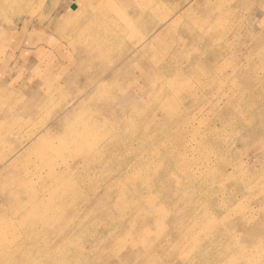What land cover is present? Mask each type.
Segmentation results:
<instances>
[{
    "label": "rangeland",
    "instance_id": "obj_1",
    "mask_svg": "<svg viewBox=\"0 0 264 264\" xmlns=\"http://www.w3.org/2000/svg\"><path fill=\"white\" fill-rule=\"evenodd\" d=\"M75 1L0 0V107L38 102L19 116V139L43 132L82 94L90 102L75 115L91 127L84 150L72 144L20 162L33 163L30 188L46 201L39 218L25 220L21 206L0 219V249L20 246L0 264H264V0H79L78 10ZM144 41L165 63L176 58L165 80L186 78L188 89L124 83L97 91L100 71ZM15 144L5 139L0 155ZM154 148L158 155L120 180L128 154ZM59 171L69 177L52 176ZM114 180L136 193L103 195Z\"/></svg>",
    "mask_w": 264,
    "mask_h": 264
},
{
    "label": "bare ground",
    "instance_id": "obj_2",
    "mask_svg": "<svg viewBox=\"0 0 264 264\" xmlns=\"http://www.w3.org/2000/svg\"><path fill=\"white\" fill-rule=\"evenodd\" d=\"M82 3V2H81ZM76 4V9L78 10L79 8V0H76L74 2ZM105 5V4H104ZM121 6V5H120ZM83 5L81 6V8ZM9 10H11L8 7ZM81 10V9H80ZM110 10V9H109ZM111 11V10H110ZM149 11V10H148ZM74 12V11H73ZM113 13V12H112ZM2 14V13H1ZM192 14V13H191ZM3 15V14H2ZM142 16V15H141ZM4 17V16H2ZM88 17V16H87ZM119 20V19H118ZM135 22V20H134ZM80 25V24H79ZM85 26V25H84ZM126 26V24H125ZM211 26V24H210ZM77 27V26H76ZM78 28V27H77ZM93 28V26H92ZM96 28V27H95ZM94 28V29H95ZM130 30V29H129ZM156 33V32H155ZM219 34V33H218ZM217 36V35H216ZM107 37V36H106ZM127 37V36H126ZM74 38V37H73ZM216 38V37H215ZM257 38V37H256ZM72 39V38H71ZM73 40V39H72ZM217 40V39H216ZM213 41V40H212ZM71 42V40H69ZM145 42V41H144ZM143 42V43H144ZM76 43V42H75ZM142 43V48H140L137 51H134L131 53L129 56L125 57L116 67H112L109 69H104L101 72V76L97 78L95 81L96 85V90L101 91L104 89H107L112 86H119L120 84L124 83H136L138 84L141 88L140 89H148L151 91H157V89L160 87H164L163 84L167 83L170 88L175 89H182L187 90L188 89V84H186V78H183V83H177V82H172V81H166L165 80V75L170 71L171 65L175 64L177 62L174 58L170 59L167 63L161 59V56H157V53L155 54H150L151 52L154 51L153 45H151V42H145L144 44ZM178 43V42H177ZM180 43V42H179ZM198 46V45H197ZM216 46V45H214ZM74 47V46H72ZM139 47V46H138ZM217 47V46H216ZM176 49V48H175ZM174 49V50H175ZM209 49V48H208ZM170 50V49H169ZM211 50V49H210ZM190 51V50H189ZM186 52V51H185ZM189 53V52H188ZM193 53V52H192ZM208 53V52H207ZM262 53V52H261ZM119 54V53H118ZM175 54V53H174ZM212 54V53H211ZM218 54V53H217ZM216 54V55H217ZM172 55V54H171ZM190 55V54H189ZM192 55V54H191ZM203 55V54H202ZM240 55V54H239ZM120 56V55H119ZM215 56V54H213ZM172 57H175L174 55ZM188 57V56H187ZM192 57V56H191ZM116 58V57H115ZM221 58V56H220ZM186 59V58H185ZM189 59V58H188ZM187 59V60H188ZM184 61V60H183ZM218 61V60H217ZM220 61V60H219ZM41 62V61H40ZM182 62V61H181ZM218 63V62H217ZM219 64V63H218ZM217 64V65H218ZM50 65V64H49ZM54 65V64H53ZM78 66V65H77ZM169 66V67H168ZM44 67V66H43ZM47 67V66H46ZM54 67V66H53ZM80 67V66H79ZM215 67V66H214ZM52 69V68H51ZM54 70V69H53ZM85 70V69H83ZM240 70V69H239ZM238 70V71H239ZM50 71V70H49ZM137 71V73H135ZM230 71V70H229ZM51 72V71H50ZM48 74V73H47ZM51 74V73H50ZM202 74V73H201ZM258 75V74H257ZM263 75V74H261ZM191 76V75H190ZM204 76V75H203ZM260 76V74H259ZM257 76V78L259 77ZM255 77V76H254ZM28 78V77H27ZM196 78V77H195ZM194 78V80H195ZM233 78V77H232ZM263 78V77H262ZM261 79V78H259ZM175 81V80H173ZM225 81V80H224ZM260 82V81H259ZM264 82V81H263ZM262 82V83H263ZM258 83V82H257ZM199 85V84H198ZM197 85V86H198ZM196 87V86H195ZM260 88V87H259ZM91 90V89H90ZM161 90V89H160ZM10 91V90H9ZM260 91V90H259ZM89 92V91H88ZM87 92V93H88ZM208 92V90H207ZM155 95L158 94V92H154ZM171 93V92H170ZM206 93V92H205ZM215 93V92H214ZM86 94V93H85ZM96 94V93H95ZM176 94V93H175ZM84 94L80 95L77 101L71 105L69 108H65L64 110H59L60 111V117H57V119L54 121V123L51 126H48L44 129V131L39 132L37 134H30L26 136L24 139H19V136L17 135L18 131V121L22 117L19 116H26L30 113H34L35 110H37L38 107V102L36 101H28L24 103V108L23 109H15L17 106H11V104H2L0 107V119H4L3 121V126L0 129V147L4 144L5 139L6 141L9 139V141L14 140L16 143L15 146L10 147V150L8 152L3 153V155H0V219L5 217V216H10L12 218L13 214L17 212H20L21 206H22V211L25 212V220L26 218L29 219L32 216L39 218L37 208L43 206V203L46 201L44 198H41L37 191H33L30 187L33 183V178L31 176L32 171L30 170L31 164H33L31 161H28V163L24 164L23 166L20 167V162L26 161L27 160V155L30 152H37L39 155H41L44 159H49L50 157L48 156L49 153L55 152L59 153L58 151H61L66 148H70V146L73 144H76L75 146L77 147L78 150L85 149L83 146L84 144L88 143V137L84 134V131H87L91 129L89 127L90 121H86L84 118H81L79 116H76V109L78 107H85L88 105L87 99L90 98L89 96L85 98L83 96ZM103 95V94H102ZM215 95V94H214ZM16 96V95H15ZM37 98H41V95H34ZM249 96V95H248ZM260 96V95H258ZM94 97V96H93ZM92 97V98H93ZM99 98H102L100 96V93L98 95ZM105 97V95H104ZM98 99V98H97ZM150 99V98H149ZM158 99V98H157ZM251 99V98H250ZM257 99V98H256ZM262 99V98H261ZM43 100V99H42ZM99 100V99H98ZM104 100V99H103ZM154 100V99H153ZM109 101V100H108ZM149 101V100H148ZM206 101V100H205ZM248 101V99H247ZM252 101V100H251ZM260 101V100H259ZM94 102V101H92ZM100 102V101H99ZM97 102V103H99ZM111 102V101H110ZM246 102V101H245ZM101 103V102H100ZM209 103V102H208ZM213 103V102H212ZM248 103V102H247ZM256 103V102H255ZM207 104V103H206ZM251 104V103H250ZM211 105V104H210ZM120 106V105H119ZM133 106V105H132ZM146 106V105H145ZM163 111L167 114H170L169 111V106L167 103H163ZM237 106V105H236ZM249 106V105H248ZM20 107V106H19ZM108 107V112L107 115L111 117V119H114V121H117L118 123L121 124H126L128 117H126L125 113L119 112L118 110ZM21 108V107H20ZM130 108V107H129ZM149 108V107H148ZM249 109V108H248ZM260 109V108H258ZM263 109V108H262ZM124 110V109H123ZM241 110V109H240ZM250 110V109H249ZM125 111V110H124ZM146 110H144L145 112ZM254 111V110H253ZM252 111V112H253ZM258 111V110H256ZM80 112V111H79ZM131 112V110H130ZM160 112V111H159ZM244 112V111H243ZM242 112V113H243ZM132 113V112H131ZM143 113V112H142ZM141 113V115H142ZM196 113V112H195ZM248 113V111L246 112ZM254 113V112H253ZM241 114V113H240ZM145 115V114H144ZM246 115V114H244ZM250 115V114H249ZM255 115V114H254ZM257 115V114H256ZM29 116V115H28ZM98 116V115H97ZM170 116V115H169ZM238 116V115H237ZM243 116V115H242ZM252 115H250L251 117ZM96 117V116H95ZM247 117V116H246ZM140 118V117H139ZM199 118V117H198ZM197 118V120H198ZM249 118V117H248ZM242 119V118H241ZM18 120V121H17ZM158 120V119H157ZM189 120V119H188ZM248 120V119H247ZM252 120V119H251ZM157 122V121H156ZM180 122V121H179ZM5 124V125H4ZM33 124V123H32ZM31 124V125H32ZM239 124V123H236ZM249 124V123H247ZM253 124V123H250ZM98 125V124H97ZM134 125V124H133ZM151 125V124H150ZM245 125V124H244ZM154 126V125H152ZM238 126V125H237ZM246 126V125H245ZM242 127V126H241ZM248 128V127H247ZM31 129V128H29ZM246 129V128H245ZM57 131L56 133L59 132L62 133L61 136H59V140L57 142L53 141V134ZM170 130V129H169ZM27 131V130H26ZM148 131V130H146ZM164 131V130H163ZM240 131V130H239ZM174 132V131H173ZM245 132V131H244ZM243 132V133H244ZM33 133V132H32ZM93 134V133H92ZM25 135V133H24ZM146 135V134H145ZM163 135V134H162ZM174 135V134H173ZM208 135V134H207ZM159 136V135H158ZM204 136V135H203ZM51 138V139H50ZM171 138V137H170ZM50 139V141H49ZM103 139V138H102ZM110 139V138H109ZM164 140V139H162ZM196 140V139H195ZM49 141V142H48ZM112 141V140H111ZM100 142V141H99ZM102 142V141H101ZM104 142V141H103ZM137 142V141H136ZM135 142V143H136ZM212 143V142H211ZM123 144V143H122ZM194 144V143H193ZM209 144V143H208ZM9 145V142H8ZM139 145V144H138ZM137 145V146H138ZM161 145V144H160ZM6 146V145H4ZM122 146V145H121ZM136 146V145H135ZM158 146V144H157ZM213 146V145H211ZM159 148V147H158ZM158 148H154L153 150L145 153V154H139L136 151H132L130 154H128V163L126 164L127 166L120 171V180L125 179L126 177H130V171L132 169L138 170V166H145L146 162L151 161L150 155L155 156L160 153ZM59 149V150H58ZM190 149V147H189ZM188 149V150H189ZM210 149V148H208ZM216 149V148H215ZM226 149V148H225ZM196 149L192 151H187L182 153L180 155V160L183 162L185 155L189 156L188 154L194 153ZM227 151V150H226ZM68 152V151H67ZM92 152V150H89L85 156H90L89 154ZM217 152V150H216ZM66 153V152H65ZM118 153V152H117ZM205 153V152H204ZM33 155V154H32ZM35 155V154H34ZM141 155V156H140ZM140 156V157H139ZM219 156V155H218ZM69 157V156H68ZM91 157V156H90ZM153 158V157H152ZM164 158V157H163ZM26 159V160H25ZM55 159V158H54ZM155 159V158H153ZM42 160V159H41ZM46 160H44L45 162ZM54 161V160H53ZM167 161V160H166ZM169 161V160H168ZM37 162V161H36ZM87 162V161H86ZM85 162V163H86ZM49 163V162H47ZM193 163V162H192ZM195 163V162H194ZM36 164V163H35ZM50 164V163H49ZM143 164V165H141ZM158 164V163H157ZM182 165V163H180ZM52 165V164H51ZM137 165V168H136ZM184 165V164H183ZM43 166V165H42ZM57 166V165H56ZM55 166V167H56ZM180 166V165H179ZM228 166V165H227ZM231 166V165H230ZM53 167V166H52ZM155 167V166H153ZM163 167V165L161 166ZM36 168V167H35ZM49 168V167H48ZM160 168V167H159ZM158 168V169H159ZM190 168V167H189ZM236 168V167H234ZM42 169V168H41ZM46 169V168H45ZM141 169V168H140ZM58 170V169H57ZM53 171V170H52ZM56 171V170H55ZM187 171V170H186ZM231 171V170H230ZM42 172V171H41ZM46 172V170H45ZM54 172V171H53ZM80 172V171H79ZM157 172V171H156ZM71 173V172H70ZM134 173V172H131ZM136 173V171H135ZM139 173V172H138ZM136 173L135 175H138ZM204 173V172H203ZM230 173V172H229ZM34 174V173H33ZM49 174V173H48ZM67 174L66 172L59 171L56 174H51L52 176H55L57 179L60 178H65ZM73 174V173H72ZM140 174V173H139ZM200 174V173H199ZM205 174V173H204ZM207 175L212 176V174H209L208 171L206 172ZM226 174V173H225ZM76 175V174H75ZM150 175V173H149ZM193 175V173H192ZM42 176V175H41ZM48 176V175H47ZM51 176V177H52ZM68 176V174H67ZM46 177V175H45ZM69 177V176H68ZM119 177L117 179H119ZM137 177V176H136ZM135 177V178H136ZM139 177V175H138ZM152 177V176H151ZM199 177V175H198ZM201 177V176H200ZM40 178V177H39ZM134 178V177H133ZM134 178V180H135ZM187 178V177H186ZM36 179V178H35ZM44 179V178H43ZM138 179V178H137ZM54 180V179H53ZM69 180V179H68ZM128 180V179H127ZM46 181V180H45ZM50 181V180H49ZM67 181V180H65ZM133 181V180H132ZM136 181V180H135ZM149 181V180H148ZM51 182V181H50ZM138 182V181H137ZM140 182V181H139ZM157 182V181H156ZM60 183V182H59ZM63 183V182H61ZM142 183V182H141ZM205 183V182H204ZM107 184V183H106ZM130 184V182H129ZM132 184V183H131ZM163 184V183H162ZM134 185V184H133ZM137 185V184H136ZM139 185V183H138ZM34 186V185H33ZM63 186V185H62ZM61 186V187H62ZM107 186V185H106ZM115 186H118V188H114ZM121 188H120V187ZM125 182L123 181H117L114 180L109 185L104 189L103 195L105 196H118V199H121L122 201L125 199L128 193H131V195H134L136 193L137 188L133 189L132 191H128L126 188H124ZM135 186V185H134ZM53 187V186H52ZM64 187V186H63ZM140 187V185H139ZM145 187V186H144ZM103 188V187H102ZM180 188V187H179ZM60 189V188H58ZM49 191V190H48ZM54 191V190H53ZM43 192V191H42ZM61 194V193H60ZM140 195V194H139ZM53 196V195H52ZM202 196V195H201ZM200 196V198H201ZM263 196V195H262ZM29 198V205L28 203H24V199ZM141 198V197H140ZM144 198V197H143ZM27 200V199H26ZM31 200V201H30ZM101 200V199H100ZM112 198L108 197L106 202L111 201ZM143 200V199H142ZM23 202V203H22ZM43 202V203H42ZM22 203V204H21ZM139 203L140 200H139ZM198 204V203H197ZM30 209H27L30 207ZM133 206V205H132ZM124 208V207H123ZM137 208V206H136ZM139 208V207H138ZM114 209V208H113ZM126 210V209H125ZM140 210V209H139ZM80 211V210H79ZM141 211V210H140ZM89 213V212H88ZM44 212H42L41 215H43ZM143 214V213H141ZM15 215V214H14ZM19 215V214H18ZM88 215V214H87ZM93 215V214H92ZM139 215V214H138ZM142 216V215H141ZM120 217V216H119ZM35 218V219H36ZM142 218V217H141ZM13 219V218H12ZM24 220V221H25ZM43 220V217H42ZM27 223V222H26ZM24 223V224H26ZM31 225L34 226V223L31 222ZM28 225V224H27ZM86 225V224H85ZM77 227V226H76ZM66 228V227H65ZM78 228V227H77ZM66 230V229H65ZM24 235V234H23ZM34 237V236H33ZM20 238V237H19ZM31 240V238H30ZM167 240V238H166ZM99 242V241H98ZM102 242V241H101ZM104 243V242H103ZM100 245V244H99ZM25 245H23V248ZM152 248V247H151ZM20 249V246L14 247L12 250H9L7 248L0 249V263L1 262H8L12 258H15V256L18 253V250ZM49 252H41L37 253V257L42 258L43 261H46L47 258L46 255ZM108 256V255H107ZM23 257L25 260L31 259L32 258V253L27 254L23 253ZM111 259V258H110ZM47 263V262H46Z\"/></svg>",
    "mask_w": 264,
    "mask_h": 264
},
{
    "label": "water",
    "instance_id": "obj_3",
    "mask_svg": "<svg viewBox=\"0 0 264 264\" xmlns=\"http://www.w3.org/2000/svg\"><path fill=\"white\" fill-rule=\"evenodd\" d=\"M73 1H74V0H73ZM71 8H72V9H76V4H72V5H71Z\"/></svg>",
    "mask_w": 264,
    "mask_h": 264
}]
</instances>
